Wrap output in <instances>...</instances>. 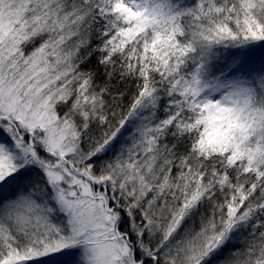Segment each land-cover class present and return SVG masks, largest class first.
I'll use <instances>...</instances> for the list:
<instances>
[{"label":"snow or ice","instance_id":"1","mask_svg":"<svg viewBox=\"0 0 264 264\" xmlns=\"http://www.w3.org/2000/svg\"><path fill=\"white\" fill-rule=\"evenodd\" d=\"M0 264H264V0H0Z\"/></svg>","mask_w":264,"mask_h":264}]
</instances>
